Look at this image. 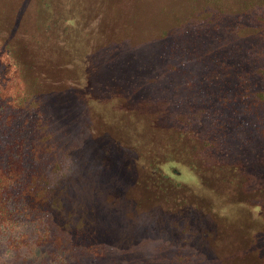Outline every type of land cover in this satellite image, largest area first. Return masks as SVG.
I'll return each mask as SVG.
<instances>
[{
	"label": "rangeland",
	"instance_id": "374dc122",
	"mask_svg": "<svg viewBox=\"0 0 264 264\" xmlns=\"http://www.w3.org/2000/svg\"><path fill=\"white\" fill-rule=\"evenodd\" d=\"M39 2L0 0V40L10 33L19 40L18 51L32 69L29 74H40V41L45 33L40 36ZM82 4L73 0L81 10L72 23L79 28L73 37L75 49L64 51L67 35L60 32H49L51 41L45 46L49 60L45 69L53 78L60 69L73 72L64 82L68 85L56 84L55 98L50 95L59 104L57 111L69 110L70 115L61 119L75 141L69 186L55 217L60 228L51 231L59 244L45 237V218L40 219V227L36 221L23 220L13 238L0 232V264H264V180L252 182L238 173L241 159H233L237 169L232 162L215 169L216 164L203 155H194L191 161L184 153L175 155L183 151L181 146L175 149L179 133L173 130L178 127L158 123L150 108L134 112L133 105L141 98L133 97V110L124 113L119 97L109 102L114 95L102 103L91 97L85 104H68L72 98L80 99L88 86L90 60L95 59L103 73V61L110 55V32L118 37L114 39L119 50L121 44L129 53L130 46L135 51L141 44L149 46L136 53L139 62L148 63L155 49L149 41L180 20L185 0H98L93 6L83 0ZM1 53L0 49V78L12 70L6 71ZM130 69L116 68L114 82L103 91L111 95L118 86L122 89L118 80ZM131 71L136 77L140 72ZM2 85L0 97L9 92V84L0 81ZM94 113L107 127L96 126ZM149 162L155 163L157 172L150 174ZM252 167L257 171L250 172L264 178V156ZM18 238L19 247L12 249Z\"/></svg>",
	"mask_w": 264,
	"mask_h": 264
},
{
	"label": "trees",
	"instance_id": "16d2710c",
	"mask_svg": "<svg viewBox=\"0 0 264 264\" xmlns=\"http://www.w3.org/2000/svg\"><path fill=\"white\" fill-rule=\"evenodd\" d=\"M82 1L76 0L83 6ZM96 2L88 0L90 6ZM185 3L180 20L149 41L155 49L148 63L139 62L136 56L149 46L141 44L136 51L130 46L129 53L126 44H121L119 50L118 37L110 32V55L103 61V73L100 75L97 61L90 60L88 86L83 87L80 99L69 95L72 100L68 104H85L91 97L102 103L114 95L109 102L119 97L123 113L150 108L158 123L178 127L173 130L179 133L175 149L181 146L183 151L175 155L184 153L188 161L194 155H203L216 164L212 165L215 169L227 168L230 162L237 169L233 159H241L243 168L238 173L249 176L252 182L264 180L249 171H257L252 165L264 156V0ZM39 4L40 36L45 33L40 41V74H29L32 69L18 51L19 40H13L11 33L0 40L5 69H12L0 78L5 86L9 84L5 98L0 97V232L13 238L23 220L36 221L40 227V219L45 218V237L51 236L55 242L52 244H59V237L51 231H58L55 217L69 186L70 154L75 141L70 139V127L61 119L70 115L69 110L57 111L59 104L53 99L57 89L54 96L52 91L56 84L67 86L64 82L70 81L73 72L60 69L53 78L45 69L49 64L45 46L47 40L51 41L49 32H60L67 35L64 51L71 53L75 49L73 37L79 32L78 25L72 23L81 10L73 0H40ZM129 66V75L118 80L124 85L122 89L118 86L111 95L103 91L114 82L116 68ZM132 69L140 71L137 77ZM138 85L140 88H135ZM134 89L136 93L129 94ZM133 97L141 99L130 109ZM153 99L160 101H147ZM93 116L96 126L107 127L95 113ZM147 167L150 174L158 171L154 162ZM170 169L176 177V169ZM20 243V238L14 239L11 248H18ZM36 243L40 244V236Z\"/></svg>",
	"mask_w": 264,
	"mask_h": 264
}]
</instances>
